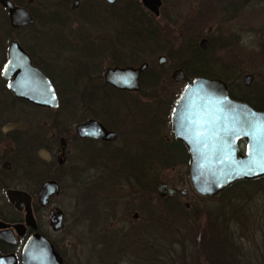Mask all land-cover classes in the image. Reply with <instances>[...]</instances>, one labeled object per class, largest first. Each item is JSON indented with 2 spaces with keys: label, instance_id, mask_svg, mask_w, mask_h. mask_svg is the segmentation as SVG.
Listing matches in <instances>:
<instances>
[{
  "label": "flooded vegetation",
  "instance_id": "obj_1",
  "mask_svg": "<svg viewBox=\"0 0 264 264\" xmlns=\"http://www.w3.org/2000/svg\"><path fill=\"white\" fill-rule=\"evenodd\" d=\"M11 1L15 6L28 9L32 17L31 22L12 26L8 8L0 3V255L15 254L17 264H21L22 247L32 233L43 235L63 264H67L71 249L64 247L68 246L65 238L58 235L64 228L67 213L52 203L53 197L61 191L60 172L65 167L70 168V174L75 165L85 162L90 164L87 166L97 164L102 169L119 173L124 170L136 179L120 183L119 188L127 184L131 188L138 184L145 186L146 183L132 173L137 172L139 167L149 168L155 144L150 141L152 137L148 138L150 143L142 137L139 139L141 125L137 123L138 119L123 115V112H128V108L133 106L128 98L139 91L149 62L143 59L139 64H123L124 53L133 60L140 59L141 53L151 54L154 44L162 39L169 41L175 31L185 43L194 44L185 57L190 65L181 64L172 68L170 73L172 81L182 83L169 107L168 117L162 122L166 130L163 138L172 142L168 145L164 143V146L173 151L185 149L188 154L186 145L173 134L171 115L181 91L196 77L221 79L226 83L230 97L247 103L257 111L264 110V69L259 86L261 96L256 97L251 90L245 95L235 94L234 90H239L236 85L232 86L219 76L208 77L204 75L206 69H203L210 62L202 58V54L214 48L216 42L231 41L239 36V33L230 31L224 33L226 26L238 27L239 22L242 23L240 30L249 32L250 25L245 21L248 0H216L222 12L219 26L210 25L196 31L195 35L188 34L193 26L190 23L201 20L208 0H189L194 2L189 4L191 10L173 3L175 0ZM39 11L43 19H39ZM261 28L264 37V25ZM139 33L141 35H137ZM12 42H17L28 54L31 64L46 76L56 95V106L53 103L38 104L29 98V94L18 96L10 88L14 76L5 79L3 66ZM160 58H164L162 63ZM169 58V54H159L157 64L162 67ZM143 64L146 66L139 74L138 90L119 88L106 80L109 69L138 68ZM176 70L183 71V80L173 78ZM249 74L252 80L246 84L244 77ZM254 78L253 73L245 74L243 84L250 87ZM123 95L127 98L122 100ZM143 118L140 119L142 122L148 121V126L155 127L153 117ZM86 123H89L86 134L80 135L77 128ZM99 130L107 133L103 137L92 135ZM52 180L57 182L59 193L51 195L44 204L40 199V188L44 182ZM12 190L30 196L36 229L25 225L24 208L19 210L11 204L8 192ZM185 205L189 206L188 203ZM118 208L119 205L115 206V212ZM59 210L63 226L54 230L52 218ZM138 218L137 212L132 214L133 220ZM16 225H25L21 235ZM149 226L150 222L147 230ZM125 229L130 230L132 236L138 233L137 227ZM120 230L122 233V228ZM116 237L122 244L121 237L117 234ZM109 248L113 247L100 251L104 258L109 255L108 260H121L124 252L138 250V247L121 245L114 247L110 254Z\"/></svg>",
  "mask_w": 264,
  "mask_h": 264
},
{
  "label": "rangeland",
  "instance_id": "obj_2",
  "mask_svg": "<svg viewBox=\"0 0 264 264\" xmlns=\"http://www.w3.org/2000/svg\"><path fill=\"white\" fill-rule=\"evenodd\" d=\"M173 3L191 10L189 4L194 2L175 0ZM205 3L207 7L204 8V15L196 23H190L193 26L188 32L189 35H195L196 31L204 30L210 25L219 26L222 14L219 2L208 0ZM41 13L38 12L39 15ZM247 15L245 21L250 25L249 32L244 33L240 30L242 26L239 25L242 23L239 22L238 27L226 26L224 31L222 30L224 33L230 31L239 33V36H235L231 41L214 43V48L202 54V58L211 63L203 69H206L204 72L206 76H219L232 86L236 85L239 90L236 88L235 94L245 95L251 90L256 97L261 96L259 86L264 69V37L261 31L264 25V0H248ZM39 19H43V14ZM171 34L172 38L169 41L162 39L161 42L154 44L151 54L141 53L140 59L133 60L124 53L121 60L123 64H139L143 59L149 62V68L141 78L139 91L128 98L133 106L128 108V112H123V115L138 119L137 123L142 126L138 129L139 139L142 137L148 141V138L152 137L150 141H154L155 149L147 170L154 167L160 170L161 180L156 186L149 182L145 186L138 184L131 188L127 184L119 188L120 183L125 184L126 180L136 177H130L131 174L124 170L119 173L102 169L97 164L87 166L90 164L86 162L75 165L72 174L69 173L70 168L65 167L60 172L61 191L53 197L52 203L67 213L64 228L58 234L59 237L65 238L68 246L64 247L71 249L67 264H206L208 251L204 248L206 254L201 252L200 255L201 248L198 247L202 229L207 228L204 226L206 221L201 216L204 214L197 209L200 208V204L203 205V211L204 207L206 209L215 207L219 214L230 217L231 222L226 223L227 229L219 230V221L215 229L218 228V232L225 240H231L233 259L241 260L240 264H264V180L242 185L243 188L234 187L220 195L222 190L212 198L201 200L189 185V163L184 158H179L177 151L164 146V143L168 145L172 142L171 139L165 141L163 138L166 130L162 122L168 117L169 107L175 99L174 95L182 86V83L177 84L171 80L170 73L172 68L181 64L190 65L185 57L194 45L185 43L177 31ZM163 53L169 54L170 58L161 67L157 64L156 57ZM247 73L255 75L250 87L243 84V76ZM151 84L155 86L151 87ZM124 98L126 99L127 95H123L122 100ZM143 117H153L155 127L148 126V121L142 122L140 119ZM163 159L167 160L168 166H164ZM160 163L162 164L158 165ZM161 182L178 189H187L188 194L182 196L178 193L174 199L170 196L161 197L157 193V187ZM172 202L176 207L187 209L182 215L184 219L182 217L180 219L182 223L176 214L170 215L164 210V207L173 209ZM186 203L189 206H186ZM117 205L119 208L115 212ZM233 210H236L234 213L238 215L237 218H234V214L230 215ZM135 212L138 213V220L132 219ZM154 212L161 217L158 223H162L163 229L158 226L150 237L147 226L149 222V228L154 226L151 221ZM127 227H137L138 233L132 236L130 230L125 229ZM116 234L121 237L122 244L118 243ZM121 245L138 247V250L133 252L130 249L129 253H122L121 260L118 258L108 260L109 255L104 258L100 253L105 247H113L109 248L111 254L114 247Z\"/></svg>",
  "mask_w": 264,
  "mask_h": 264
},
{
  "label": "water",
  "instance_id": "obj_3",
  "mask_svg": "<svg viewBox=\"0 0 264 264\" xmlns=\"http://www.w3.org/2000/svg\"><path fill=\"white\" fill-rule=\"evenodd\" d=\"M0 3L8 8L12 26L32 21L28 9L15 6L11 0H0ZM163 60L160 58V63ZM145 66L109 69L106 80L119 88L138 90V77ZM10 76L14 78L9 86L18 96L29 94V98L38 104L57 105L56 95L48 79L31 64L28 54L17 42L10 44L8 59L3 66V77L8 79ZM173 78L176 81L183 80V71L176 70ZM244 79L249 84L252 76L246 75ZM171 120L174 136L186 145L189 185L199 197L212 198L239 180L264 176V110L257 111L247 103L230 97L226 83L221 79L200 76L188 82L173 107ZM88 124L78 126L80 135L86 134ZM99 132L92 135L103 137L107 133L105 130ZM58 193L59 186L52 180L43 183L39 195L45 204L51 195ZM157 193L161 197L178 193L186 196L188 190L161 182ZM8 196L15 208H24L25 225L36 229L30 196L13 190L8 192ZM25 225L15 226L19 235ZM62 226V212L59 210L52 218V227L58 230ZM17 261L15 254L0 255V264H17ZM20 262L63 264L51 243L38 233H32L25 241Z\"/></svg>",
  "mask_w": 264,
  "mask_h": 264
},
{
  "label": "trees",
  "instance_id": "obj_4",
  "mask_svg": "<svg viewBox=\"0 0 264 264\" xmlns=\"http://www.w3.org/2000/svg\"><path fill=\"white\" fill-rule=\"evenodd\" d=\"M207 76L209 77V75H207ZM177 152L179 154V155L177 154L179 158H184L186 160V162H188L189 156L186 153L185 149L181 150V149L177 148ZM173 158L174 157H172V159ZM170 159H171V156H170ZM163 161H165L164 166L165 167L168 166L166 164L167 160L163 159ZM161 164L162 163H160L158 165H161ZM132 174H134V175L136 174L139 181H144V183L153 182V184L155 186L161 180L160 170H158L155 167L151 168L149 171L147 169L139 167L137 172H133ZM260 180H264V176L257 177L254 179H250V180H239V181L232 183L231 185L227 186L225 189H223V191L220 193V195L222 193H224L226 190L232 189L234 187L243 188L242 185H248L251 183H258ZM170 198L174 199V198H176V195L170 196ZM164 199H166V198H164ZM199 199L203 200V199H208V198L199 197ZM171 205H172L173 209L164 207L165 212L170 213V215L176 214L177 218H179L178 220L180 221L182 215L185 214L187 209L184 208V210H183V208H181V206L176 207V205L173 202L171 203ZM197 209H200V213H203L205 215L204 216L201 214L202 218L206 221L204 226L207 227V228L202 229V237L200 238L199 245H198V247L201 248V251H199L200 255H201V252L204 255L206 254L204 248L207 249V251H208V254H206L207 259H205L206 264H240L241 260L233 259V256H232L233 252H232V248L230 247L231 240L230 239L225 240L223 238L222 234L220 232H218V228L215 229V227H217V225H218L217 221H219V225H218L219 230H221V228L227 229L228 225L226 223L231 222L230 217H228V215H226V214H219L215 207L207 208V209L204 207V211H203V205L200 204V208H197ZM235 211L236 210H233L230 215L234 214V218H237L238 215L234 213ZM160 218L161 217L159 216V214L157 215L156 212H154V217H152V220H151L153 222L154 226H151L149 228V231H148V235L150 237L152 235L151 233L153 232V230L157 229L158 226H159V228L163 229L162 223L161 224L158 223V220ZM177 218H174V219H177ZM182 219H184V218L182 217ZM181 221H180V223H182ZM208 228L210 229V231L208 230ZM180 230L181 229H179V231ZM155 232H156V230H155ZM202 249L205 253L202 251Z\"/></svg>",
  "mask_w": 264,
  "mask_h": 264
}]
</instances>
